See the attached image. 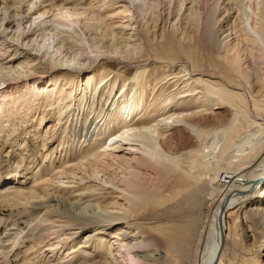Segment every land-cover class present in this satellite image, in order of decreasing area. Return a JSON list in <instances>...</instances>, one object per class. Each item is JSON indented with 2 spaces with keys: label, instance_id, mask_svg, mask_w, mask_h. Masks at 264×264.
Listing matches in <instances>:
<instances>
[{
  "label": "bare ground",
  "instance_id": "6f19581e",
  "mask_svg": "<svg viewBox=\"0 0 264 264\" xmlns=\"http://www.w3.org/2000/svg\"><path fill=\"white\" fill-rule=\"evenodd\" d=\"M83 1L25 0L27 8L23 10V0H13L0 7V109L6 96L13 97L12 92H5L11 82L17 87L19 81L30 75L41 76L47 67L51 71L70 67L84 69L104 58L125 59L130 52H135L137 46L134 43L139 32L134 31L133 18L141 12L136 3L145 5L143 0ZM149 1L155 29L161 12L153 14L156 3ZM201 1L204 2L191 0L187 17L194 31L182 29L178 35L177 28L173 27L170 35L175 39L178 36L191 39L194 34L200 40V37L206 40L208 37L212 45L220 40L218 44L224 53L216 55L222 63L214 66L222 67L223 64L224 68L238 73L248 85L244 87L240 80L234 83L228 79L225 81L223 75V84L210 87L211 93H205L197 90L202 80L192 77L191 65L190 69L170 77L176 84L188 75L181 82L184 83L183 90L167 95L165 104L170 99L173 104L160 107L166 112L162 119L137 128L125 124L130 120L124 117L136 109H140L139 113L142 110H146V115L149 113L150 108H145L147 76L134 78L138 89L135 102L115 113H105L111 108L105 107L104 95L95 100V95L102 94L105 84L102 82L107 81L102 71H96L93 73L95 77L85 82L83 88L94 87L93 95L88 99H76L73 94L71 100L50 98L52 103L59 105L57 118L63 113L67 118L61 130L59 147L63 149L68 141L82 143L91 140L94 135H100L94 140L101 144H95L91 148L93 152L83 154L77 160L51 166L45 174L47 177L40 180L44 187L40 184L26 189L8 187L0 192V206L23 208L20 214H14L0 237V258L7 261L14 247L29 243L31 247L25 248L24 252L26 264H41L43 258H46V264H235L231 254L226 252L229 244L227 218L241 211L242 225L246 224L244 231L253 232L250 237L256 246L240 264H260V244L257 243L261 240V244L264 243V100L258 99L256 93L264 87V72L255 73V82L260 87L254 92L243 65L245 57L252 61L254 56L262 59L264 64V0H215L205 9L200 6ZM185 4L186 0H170L167 11L174 10V16L178 18ZM220 13L222 15L217 19ZM43 16L48 17V21ZM117 18L118 22H113ZM36 20H40L39 24L35 23ZM46 22L51 23L50 26H43ZM31 23L42 24V30L35 33L27 27ZM232 35L235 42L227 39ZM208 49L213 60V49L216 48L210 46ZM212 60L206 57L199 65L204 61L211 65ZM97 76L102 77L101 81H96ZM58 77L61 76L53 77L52 81ZM111 77H114L115 85L117 82L127 84L125 79ZM129 87L126 85L125 89ZM143 91L146 93L141 100ZM119 94L124 95L123 92ZM35 95V87L31 91L26 89L23 98L15 97L14 102L9 103L21 111L26 106H37L30 117L36 116L41 122L36 101L45 94ZM114 96L111 92L104 97ZM190 97H195L196 102L201 99L198 103L218 105L215 108L224 111L228 105L238 113L225 124L208 127V118L211 117L208 115L212 114V118L215 115L220 120V114L210 111L211 108L188 110L187 107L193 106L185 104ZM77 102H84L88 110L74 109ZM177 102L184 104L178 106ZM62 103L69 105L67 110ZM95 104L98 106L92 110ZM250 106L249 113H254L251 118L245 114ZM3 113L1 109L0 121L7 122ZM26 114L23 111L20 115ZM97 114L102 123H92L94 130H89L86 121L89 117L96 118ZM117 124H120V131L107 135L106 142L105 133ZM181 128L188 133L182 132ZM189 132L198 141V147L191 146ZM173 136H180L183 142L178 148L167 149L165 144ZM122 142L127 145L128 157L114 153ZM112 160L123 167L119 172L116 168L112 170ZM24 168L16 163L13 177ZM85 178H89V183H95H86ZM14 180L11 179V183ZM98 186L101 195L95 193ZM128 187L132 192L127 193ZM211 190L213 192L209 193ZM103 200H108L105 206ZM150 214L154 221L144 222ZM110 235L112 241H108ZM160 239L164 241V248L160 246ZM73 242L75 244L61 257L66 260H57L60 248ZM89 245L94 250L92 257H87L91 254V251L88 253ZM232 255H235L234 251ZM32 256L35 258L31 259ZM78 256L85 258L79 260Z\"/></svg>",
  "mask_w": 264,
  "mask_h": 264
},
{
  "label": "rangeland",
  "instance_id": "374dc122",
  "mask_svg": "<svg viewBox=\"0 0 264 264\" xmlns=\"http://www.w3.org/2000/svg\"><path fill=\"white\" fill-rule=\"evenodd\" d=\"M89 1L90 0H84L83 2L88 3ZM143 1L145 5L136 3L137 5H140L139 7L141 9V12H139V14L136 15V17L134 16L133 18V20L135 21L133 23L135 27L134 31L139 32L137 40L134 43V45H136L137 48L135 52H130L129 56H127L125 59L117 58V57H107L102 59L97 64H94L91 67H86L84 69H78L77 67H70L65 70L54 69L51 71L49 70V67H47L45 72L40 74L41 76L30 75L19 81L17 87H15L14 82H11V84L8 85V88L5 89V92H12L13 97L9 98V96H6V100L4 99L2 102L3 105L1 104L2 105L1 109L4 112L3 114L6 115L5 119H7V122L0 121L1 122L0 123V177H1L0 192H3V190L5 191L9 188L26 189L38 184L44 187L45 184L40 183V180L47 177L45 174L49 171L51 166H59V164L63 163L64 161L72 162L74 160H77L83 154L86 153L89 154L93 152L94 149H91L92 146H94L95 144L96 145L101 144L98 140H94L96 137H100V135H94V138H92L91 140L89 138L88 140H85L82 143L79 142V140H77V142L76 140L75 142L68 141L66 147H63V149L59 147V138H61V130L65 126L67 122V118L65 117L64 113L63 115L60 116V118H57L60 112L59 105L57 103H52L50 101V98L61 99L62 97H65L66 100H71L73 98L72 94L76 99L78 98L88 99L89 96L93 95L92 92L94 91V87L87 89V88H83V86L85 82H90L91 79L95 77L93 73H97L96 71L104 72L103 78H106L107 81L102 82L103 84L105 83L104 86L102 87V94L95 95V100H98L99 97L100 98L102 97V95L106 96L111 92H113V95L115 94L114 98L106 99L104 96L102 98L103 102H106L105 107L108 106L109 108H111L110 110L105 111V113L107 112V114L119 112V110L123 111L127 107V105H129L130 103H134L138 91V89H136L137 84H135L137 81L134 80V78L141 75L147 76V80L149 81L147 80L146 81L147 83L149 82V84L146 85L148 97L146 99L147 105L145 106V108L146 109L150 108L149 113L146 115V110H142L139 113L140 109H136L134 112H131L130 110L131 112L130 115L124 117L125 120H130L125 124L133 125V127L135 128L148 126L149 124L155 123L154 121L157 120V122H159V120L162 119V115H165L166 112L160 110V107L162 108L167 105L173 104V100L171 99L165 104L167 95L174 93L177 90H183L184 83L181 82L184 80V78L188 77V75L186 77H183L181 80L177 81L176 84L172 83L173 79L170 77L176 75L177 72L190 69L191 65H193L191 68V73L194 74L192 75V77L195 79L202 80V83L198 84L197 90L204 91L205 93H211V91L209 90L210 87L216 88L217 86H219L220 83L223 84L224 80L226 81V79L230 80L233 83L239 82L240 80V82L244 87L248 85L245 83L242 77L238 75V73L231 72L227 68H224L223 64L222 67L214 66L215 63L216 64L222 63V59L217 56L219 54L224 53V51L220 49L221 47L220 44H218V42L220 43V40L215 41V45H212L211 43H209L208 37L206 40L205 38L199 36L200 38H202V40H200L198 36L194 34L191 37V39L189 37L188 38L183 37L182 39L181 36H178L175 39L170 35L171 28L173 27L177 28L178 35L182 31V29L186 31H194L193 26H191V24L187 21L188 19L187 17L190 12L189 9H191V5H192L191 0H186V4L181 9L178 18H175L174 10H171L170 11L171 13L167 11V7L170 5V0H154L156 6L153 9L154 11L153 14L156 15L157 13L161 12L160 18L156 22L158 27H156L155 29L153 28L154 23L152 20L153 18L151 16L152 14L150 11L151 8L149 6L150 1L149 0H143ZM214 1L215 0H206V1L204 0V2L201 1L200 6L202 7V9L208 8L209 5H212ZM8 2L11 3L13 2V0H0V7H2L5 3ZM23 2H24V4L22 5L23 10H26L27 7L25 6V0H23ZM58 2L59 0H55V3ZM262 7L264 8V6ZM221 15L222 14L220 13L217 19H219ZM44 20L48 21V17L44 18ZM118 20L119 18L113 19V22L117 23ZM39 21L40 20H36L35 23L39 24ZM50 24L51 23L46 22L43 26L48 27L50 26ZM41 26L42 24H40L39 26L33 25L32 23L31 26L30 24H27V27H30L35 33L40 32V29L43 28ZM146 26L147 29L143 30V28H145ZM126 33H130V30H126ZM227 39H229L231 42H235L234 35L230 36ZM210 46H214V48H216L213 49V51L215 52V54L212 55V57L214 58L213 60L209 53L210 50L208 49ZM206 57H209V59L212 60V64L208 65L204 61L203 65L202 64L199 65V63H201ZM253 59L254 60L251 61V59L245 57L244 58L245 64L243 66H244V70L249 74L250 76L249 78L251 80V83L253 84L252 91L255 92L257 91V89H259L260 85L255 82L254 75L257 72L260 73V71L264 72V64L262 59H260L258 56H254ZM143 70H146V72H144ZM186 73H190V72H186ZM223 75L225 78L224 80H221ZM55 76H61V77L53 79V81H56L53 82L52 78ZM111 76H117L118 77L117 80L125 79L127 84H123L122 82L120 83L117 82L115 85L113 80L114 77ZM101 78L102 77L97 76L96 81L98 80L101 81ZM168 78L170 79L168 80ZM21 84L23 85L20 86ZM55 84H57L55 86L56 92L54 91ZM112 84L113 86H111ZM118 84H122L125 86L120 87L118 86ZM126 85H129L131 87H129L126 90L125 89ZM33 87L36 88L35 96L45 94L43 98H39L36 101L38 105L37 110L40 113L42 119L41 122H38L36 116L30 117V114L33 113L34 108L36 109L37 106H35L34 108L26 106L23 111L27 112V114L22 116L20 115L23 112L21 111L22 109L21 110L19 109L17 110V108L14 109L11 103H9L11 101L14 102L15 97L23 98V91H25L26 89L31 91ZM176 87L178 88L175 89ZM263 90L264 87L261 88V91L259 93H256V97L258 99L264 100ZM119 92H123L124 95L121 96ZM145 93L146 91H143L141 93V100H144ZM200 94L199 96L202 97ZM170 96L173 97V95ZM190 98H191L189 99L190 101H188L185 104H191L193 106L187 107L188 110L192 111V110H203V109L211 108L210 111L220 114V118H221L220 120L215 115H213L214 116L213 118H212V114L208 115L211 116L208 118V122H207L208 127L211 126L215 127L223 123L225 124L229 118H234L235 114L238 113L235 111L233 107L228 105L226 106L225 108L226 110L224 111V109L222 108H215L218 105L210 104L209 106L208 104L198 103L199 100H201L199 98L197 102L194 99L195 97H190ZM125 99H127V101H125ZM193 101H195V103H193ZM83 103L79 104V102H77L73 105V108L78 111L85 112V110H88V106H84ZM177 103L178 106L184 104L181 102H177ZM61 106L67 110L69 105L62 103ZM97 106L98 104H95L92 110L94 109L96 110ZM250 108L252 107L251 106L248 107V110L245 114L246 116L251 118V115H253L254 113L253 111H250L249 113ZM103 113L104 112H102V114ZM98 116L99 115L97 114L96 118L90 119L91 117H89L87 119L86 127H88L89 130H94V125H92V123L95 124L97 123L99 125L102 123L100 118L101 116L100 117ZM85 118L86 117H84L83 120L81 118L82 122H84ZM119 125L120 124H117V126H115L111 131L105 133L106 142L108 141L107 137L109 135L118 133V131H120L121 128L119 127ZM55 126H57V128L54 129ZM181 131L188 133L186 132V130H182V128ZM145 132L147 131L145 130ZM188 135L191 136V141H192L191 146L198 147L199 143L198 141L195 140V138H193L191 132H189ZM182 142L183 139L180 136H176V137L173 136V138L167 144H165V146L167 149H169V147H175V146H177L176 148H178L182 144ZM43 145L45 148L42 147ZM131 146L133 145H130V147ZM126 147L127 145L124 142H122L121 146L118 147L114 153L118 156L128 157L127 154L128 151ZM180 158L184 159V157H180ZM112 162H113L112 170L116 168L119 172L120 169L123 168L120 165H118L116 161L112 160ZM16 163H19L21 166L23 165L26 168L21 170L20 172L21 175L19 173L17 176L13 177V174H15L13 167L15 166ZM109 172L111 173V171ZM119 177L120 175L117 177V179ZM14 178L15 180L11 183V179ZM35 178H37V180H35ZM88 179L89 178H85L84 181L86 183H89ZM91 183H95V182H91ZM56 184L61 185L60 182H56ZM98 184L102 185L100 182H98ZM106 186L111 188L109 184H106ZM99 189L100 186L96 188L95 193L102 194V190ZM128 192H132V189L129 187L127 188V193ZM146 192H149V190ZM212 192H213L212 190L209 191V193ZM104 196L107 197L106 195ZM120 201L122 202V200ZM105 202L103 200L102 203L103 206H105L106 204ZM22 210H23L22 207L10 208L7 206H0V237L2 236L8 225H10L11 218L15 217L14 214H20V211ZM147 218L149 219H145L144 222L154 221V219L151 218V214ZM245 227L246 224L242 225L241 211H237L227 218L226 233L229 236V241H228L229 244L226 246L227 248L226 252H228V255L231 254V258L233 259L232 262H235V264H240V262L245 257H247L249 253H252L255 250L256 243L254 246V240H252V238L250 237V235L253 232L244 231ZM147 231L149 233L147 234L151 235V232H149L150 229H147ZM111 236L112 235L108 236V241H112ZM261 241L257 243L260 244L258 245V254H259L258 258L260 264L264 262V248H263L264 243L261 244ZM160 242H161L160 243L161 248H164L163 246L164 241L160 239ZM73 244H75V242H73L72 244L67 243L62 248H60L59 252L57 253V260H60V258L64 255L63 253L65 252V250L70 248ZM25 246L14 247V249H12L10 252V254L13 255L11 256L9 254L7 261L4 260V258H0V264H26L25 261H27V259L25 261L23 260L25 259L24 258L25 248L28 249V247L31 246L29 243L26 244ZM89 247L90 248L88 250V253L90 254L91 251V254L87 257L90 256L92 257L94 255V250L91 245H89ZM17 249H19L20 252L19 251L16 252ZM233 251L235 255H232ZM33 257L35 258V256H32L30 258L33 259ZM64 258L61 259L65 261L66 259ZM77 258L79 260H82L85 257L78 256ZM42 261L43 263L41 264H46V258H43ZM53 263L54 262H51L50 264Z\"/></svg>",
  "mask_w": 264,
  "mask_h": 264
}]
</instances>
